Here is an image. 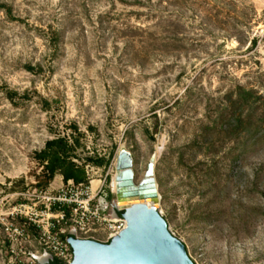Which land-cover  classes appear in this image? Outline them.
Returning a JSON list of instances; mask_svg holds the SVG:
<instances>
[{
    "label": "rangeland",
    "instance_id": "1",
    "mask_svg": "<svg viewBox=\"0 0 264 264\" xmlns=\"http://www.w3.org/2000/svg\"><path fill=\"white\" fill-rule=\"evenodd\" d=\"M139 1L0 0V264L4 223L24 225L11 213L36 194V153L57 136L110 189L120 149L136 182L155 155L158 211L194 264L264 262V142L236 158L232 142L188 148L231 85L264 93V0ZM13 247L23 260L24 239Z\"/></svg>",
    "mask_w": 264,
    "mask_h": 264
},
{
    "label": "built area",
    "instance_id": "2",
    "mask_svg": "<svg viewBox=\"0 0 264 264\" xmlns=\"http://www.w3.org/2000/svg\"><path fill=\"white\" fill-rule=\"evenodd\" d=\"M84 169L86 181L69 179L54 191L38 187L36 194L15 211L16 215L11 213L13 219L23 217L24 225L4 223L11 248L9 264H47L53 257L70 264L73 252L69 236L107 243L125 227L120 214L123 210L113 200L115 194L106 184V177L93 184L96 179L90 178V172L94 167L85 164ZM18 237L24 239L23 260L13 249Z\"/></svg>",
    "mask_w": 264,
    "mask_h": 264
},
{
    "label": "water",
    "instance_id": "3",
    "mask_svg": "<svg viewBox=\"0 0 264 264\" xmlns=\"http://www.w3.org/2000/svg\"><path fill=\"white\" fill-rule=\"evenodd\" d=\"M115 170L114 194L126 225L107 243L69 236L70 264H194L184 243L169 231L158 211L155 155L139 182L135 181L133 156L124 148L117 154Z\"/></svg>",
    "mask_w": 264,
    "mask_h": 264
},
{
    "label": "trees",
    "instance_id": "4",
    "mask_svg": "<svg viewBox=\"0 0 264 264\" xmlns=\"http://www.w3.org/2000/svg\"><path fill=\"white\" fill-rule=\"evenodd\" d=\"M135 5H143L139 0H133ZM161 20L165 15L160 14ZM55 36V37H54ZM174 36V35H173ZM52 42L58 40V34L52 32ZM174 42H182L180 37H172ZM29 70H34L28 66ZM4 87H0V90ZM16 92L6 89V95L12 100ZM201 131L195 134L188 148L207 154H217L227 142H232L231 153L236 158L264 142V93H258L254 88L243 84L231 85L217 105L206 116V121L201 125ZM149 133L148 130H146ZM77 143V141H75ZM75 144L69 143L65 137H54L45 141L44 147L36 153V159L42 164L41 175L37 180L39 188H46L55 175H60L63 181L72 179L74 182L86 181L83 165L73 161L71 153ZM223 161V159H221ZM220 161V160H219ZM217 161V162H219ZM216 164V163H214ZM258 173L254 179L257 188L260 184ZM123 212H120L122 214ZM264 213V212H263ZM47 264H65L53 257Z\"/></svg>",
    "mask_w": 264,
    "mask_h": 264
},
{
    "label": "bare ground",
    "instance_id": "5",
    "mask_svg": "<svg viewBox=\"0 0 264 264\" xmlns=\"http://www.w3.org/2000/svg\"><path fill=\"white\" fill-rule=\"evenodd\" d=\"M115 164H116V163H115ZM96 183H97V180H93V184H96ZM110 186H111L112 191L115 192V190H116V173H115V175H113L112 178H111ZM147 203L150 204L149 201H147ZM261 264H264V262L261 263Z\"/></svg>",
    "mask_w": 264,
    "mask_h": 264
},
{
    "label": "crops",
    "instance_id": "6",
    "mask_svg": "<svg viewBox=\"0 0 264 264\" xmlns=\"http://www.w3.org/2000/svg\"><path fill=\"white\" fill-rule=\"evenodd\" d=\"M62 178V177H61Z\"/></svg>",
    "mask_w": 264,
    "mask_h": 264
}]
</instances>
